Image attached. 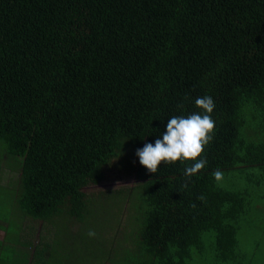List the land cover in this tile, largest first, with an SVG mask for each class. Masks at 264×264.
<instances>
[{
  "label": "trees",
  "instance_id": "1",
  "mask_svg": "<svg viewBox=\"0 0 264 264\" xmlns=\"http://www.w3.org/2000/svg\"><path fill=\"white\" fill-rule=\"evenodd\" d=\"M205 95L216 123L205 168L189 179L191 162L155 174L140 164L142 184L113 193L132 200L136 251L113 264H191L205 242L212 264H256L264 0H0V153L20 162L15 202H0V264H27L29 249L30 264H43L51 244L29 245L25 218L56 234L97 224L106 202H88L83 189L124 149L154 144L172 116L202 112L195 100ZM234 172L242 188L224 183Z\"/></svg>",
  "mask_w": 264,
  "mask_h": 264
},
{
  "label": "rangeland",
  "instance_id": "2",
  "mask_svg": "<svg viewBox=\"0 0 264 264\" xmlns=\"http://www.w3.org/2000/svg\"><path fill=\"white\" fill-rule=\"evenodd\" d=\"M248 124L255 127L251 118H247ZM0 153V202H15V191L19 185L20 162L14 161ZM140 167L136 153L124 149L119 157L114 159L104 170V180L99 184H90L83 189L88 202H106V210H99L100 217L97 224H76L60 228L56 234L54 228L43 224L41 221L25 218L24 223L27 233L25 239H29V245L51 244L49 250L44 251L41 262L43 264H113L123 259L129 251L135 252L134 234L137 228L134 220L136 213L132 207V200L113 199V193L121 195L140 185L136 177ZM244 175L234 172L224 183L227 186H244ZM224 185V184H223ZM225 186V185H224ZM125 198V197H124ZM252 203H264V184L259 190H252ZM114 202H125L117 205ZM129 202V203H126ZM109 205H111L109 207ZM264 212V211H263ZM17 225L20 219H14ZM94 230L95 237H89L88 232ZM246 231V230H244ZM255 232V231H249ZM262 241V253L254 260L256 264H264V233L259 230ZM55 240V241H54ZM246 249L250 245L247 238ZM90 246L92 248H90ZM20 258L19 261L30 262L32 249ZM211 252L210 245L205 242V254L202 259H196L191 264H212L207 253ZM74 260L70 262L71 260ZM124 264H127L126 262Z\"/></svg>",
  "mask_w": 264,
  "mask_h": 264
},
{
  "label": "clouds",
  "instance_id": "3",
  "mask_svg": "<svg viewBox=\"0 0 264 264\" xmlns=\"http://www.w3.org/2000/svg\"><path fill=\"white\" fill-rule=\"evenodd\" d=\"M195 106L202 112H195L185 116H172L168 119L166 131L155 140V143H146L143 148L137 149L139 163L150 173L155 174L161 164H182L191 162L185 167L184 176L191 179L203 170L207 164L204 155L206 146L213 140L216 129L215 120L211 113L215 109V101L210 95L196 98ZM181 109L183 105H179ZM217 182L223 180V172L217 169L213 173ZM187 187V183L183 185ZM198 199L203 200L200 196ZM195 207V205H193ZM89 237H95L96 232L90 230Z\"/></svg>",
  "mask_w": 264,
  "mask_h": 264
},
{
  "label": "crops",
  "instance_id": "4",
  "mask_svg": "<svg viewBox=\"0 0 264 264\" xmlns=\"http://www.w3.org/2000/svg\"><path fill=\"white\" fill-rule=\"evenodd\" d=\"M27 264H30V262H27Z\"/></svg>",
  "mask_w": 264,
  "mask_h": 264
}]
</instances>
